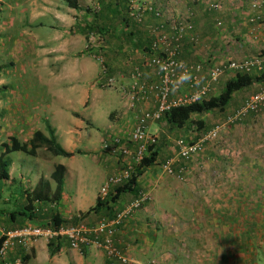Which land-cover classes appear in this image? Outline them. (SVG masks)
I'll return each instance as SVG.
<instances>
[{
	"label": "crops",
	"instance_id": "1",
	"mask_svg": "<svg viewBox=\"0 0 264 264\" xmlns=\"http://www.w3.org/2000/svg\"><path fill=\"white\" fill-rule=\"evenodd\" d=\"M76 1L77 9L69 8L63 0H0V73L14 74L18 81L17 85L15 84L10 86V88L7 87L4 91L2 90L0 99L7 105L4 110L7 109L8 112L4 113L2 109L0 110V122H2L0 124V133L7 131L6 138H23V142L26 143L31 140L36 132L42 133L39 124L46 122L47 126L53 131L56 143L65 152L73 154L72 157L67 159L74 160L76 156L80 157L86 151H89L93 154L92 159L95 165L105 171V175L103 172L102 182L93 197V202L87 206L90 200L88 196L81 195V190L78 191L76 189V192L74 191L76 182L72 177L73 169L69 171L66 166L62 165L64 167L62 198L57 203L51 204L52 206L47 205L43 207L45 203H34V213L38 220H35L33 223L38 222L36 224L42 225L48 222L52 215H59L68 224L83 222L86 225H95L101 218L113 216L117 210L121 209L128 201L134 199L140 192H149L152 196V202L154 201V206L151 202L152 204L139 211L131 221L120 227L116 235L117 245L123 250L127 249L131 251L138 261L148 258L154 260L153 258H156L155 261H162L160 264H196L195 257L196 253H198L196 248L198 247L197 245L196 248L193 247L192 235L187 237L188 243H181V236L191 229H185V224L175 217L167 216L165 219L156 217L153 207L157 204L162 206L165 202L171 201L165 196L167 193L174 195V193L178 192L180 195L186 196V186L191 185L188 180H185V175L188 169H192L193 164H200L203 156H199L190 162L175 163L173 165L174 174L172 176L165 174L160 166L153 165L146 169L143 175L137 179L136 194H122L115 204L109 205L108 210L83 216L95 206L99 190L104 185L107 177L121 166L120 160L117 157L102 155V141L110 137H124L133 127L138 112L143 107L147 109L155 108L157 100L154 94H149L146 104L140 103L137 104L135 109H130L124 97V91H121L127 90L130 83H132L130 73L137 64L141 63L142 60L140 61L141 57L138 54H142L143 49L147 47L149 42L148 37L146 38L147 44L143 46L141 51L140 47L145 43L143 33L137 31L136 35L138 39H134L133 43H131L129 36L132 33L120 25L116 15L117 9H114L115 5L112 6L111 14L106 15L107 12L104 9V4L100 11L97 10L93 13L92 7L94 6L95 8L98 4L93 3L92 0ZM218 1L221 2L224 9L220 18L225 21L224 24L229 28V31H227L226 27H224V30L230 35L227 37L226 33L223 35L221 33V37H217L215 41H219L221 47H223L221 41H224V44L235 43L239 50L243 47L247 48L246 52L243 55H239L237 59L245 60V58L252 57L253 52L251 51L253 50L248 49L246 47L248 45L250 47L256 46L257 50L259 48L258 57L262 56L264 58V0ZM254 1L261 3L259 14L261 22L252 25L248 23V19L251 15H256V13L250 10L249 5ZM196 2L193 5L189 4L191 8L193 6L195 8V31L198 30L196 27L199 26L200 28L203 22V19L197 17L200 12L201 1L196 0ZM92 3L93 5L91 6ZM29 9L31 12L28 11ZM102 12L103 15L101 14ZM26 13L28 16H31L29 21L25 20ZM159 23V21L155 22L156 26ZM26 25H29V28L26 29ZM253 33L256 35L253 40H257L258 42L254 41L257 44L249 41V39H252ZM99 36H102V38L100 39ZM202 39L205 40L204 38ZM246 39L248 41L247 45L244 42ZM101 40L103 41L101 54H104L106 62L104 66L100 67V70L102 71L101 68L105 67V71H107L103 75L104 78L102 80H100L99 74L95 76L96 69L94 67L96 55H101L99 54L100 50H98ZM125 40H129L130 46L135 44L136 50L128 53L127 48H123L127 47ZM124 52L129 56L126 57ZM255 54L257 53L255 52ZM216 55L218 53L214 52L212 56L215 58L211 57L210 59L217 60ZM128 57L131 63L124 66L122 60ZM180 58L188 65L202 64L204 70H207L208 65L211 63V60L203 63L207 58H204V54H201L200 49L198 53L190 47L184 51L182 49ZM96 62L98 61L96 60ZM97 64L100 63L98 62ZM100 70L98 73H101ZM23 77L27 78L24 79ZM230 77H232V73L224 75L217 83L211 85L210 89L216 88V85H220L219 89H222L228 81L226 78L229 79ZM109 78H113L116 82V88L112 91L120 93L123 107L118 114L110 115V125L102 131V137L98 143L99 147H94L96 143L95 139L91 140L84 133L87 127L83 126L85 122L92 121L84 118L80 112L81 110L89 112V94L84 93L78 87L93 80L88 91L89 93H93V99H95L98 96L95 88L104 87L106 80ZM142 78L147 83L157 82L149 71L142 72ZM47 81L53 90L66 91L68 93L65 97L58 98L61 100V103H57L56 99H53L51 102L50 99L46 98V95H39L36 92L33 84H44ZM244 92L246 91L234 94L229 104V110L234 111L243 104L246 100L243 98V94H246ZM3 99L6 100L3 101ZM9 103L15 105L16 109H13L14 113L9 110ZM0 104L3 106L1 102ZM74 106L76 109H74ZM4 122H12L13 124L9 127L8 124L4 125ZM87 125L88 127L90 126L89 124ZM163 127L165 130H163ZM149 132L156 134L159 138V156L157 160L160 164H164L170 158V153L172 157L174 152L173 145L172 147L168 146V150L164 147L170 142L169 139L171 137L167 135L169 127L163 122L156 123L149 127ZM42 134L45 135L44 133ZM160 137L162 140H160ZM3 144L7 143L0 140V146ZM160 156L164 159L159 160ZM165 156L167 157L165 158ZM15 169V165L10 161L8 168L9 177L6 180L10 184L15 181L13 177ZM23 169L21 167V170ZM30 169V167H26L28 172ZM180 169L183 170L181 178L176 175ZM53 171L48 175L49 177H44L38 173L35 174L32 178L33 187L31 189L28 187L22 191V194L26 197V192H29L30 197L40 180L48 182L50 190L53 191L55 184L50 179ZM28 172L22 171L17 175L20 186L24 183L28 185L31 182H28V177L33 174H31V171L30 173ZM3 182L0 184H3ZM68 188L72 196L67 194ZM11 194H16V192H11ZM155 194H157L156 200L153 198ZM183 201L186 211L190 210L192 208L188 205L190 200L183 199ZM8 214V211H0V216L4 217V222H0V224L5 230L32 224L30 220H12L8 217ZM182 214L180 213L179 217H182ZM178 223H181V225H178ZM189 233L192 234L191 232ZM50 243L58 244L54 242ZM50 243L40 239L24 248L15 247L8 253L6 260L12 264H117L108 262L101 252L92 247L83 249V253L80 254L71 250L64 243L58 244L60 246L58 252L50 256L55 249V245L53 247L49 246ZM155 245H158V249L155 248ZM207 246L205 248L208 251L210 245L208 244ZM242 246L245 245L242 244ZM185 247L187 248V255L184 253ZM224 258L221 256L220 260L213 261V264H233L232 259H229V262L227 260V262H224ZM254 261L255 259H249V257L243 258L241 259V264H261L260 261Z\"/></svg>",
	"mask_w": 264,
	"mask_h": 264
},
{
	"label": "rangeland",
	"instance_id": "2",
	"mask_svg": "<svg viewBox=\"0 0 264 264\" xmlns=\"http://www.w3.org/2000/svg\"><path fill=\"white\" fill-rule=\"evenodd\" d=\"M92 1L93 3L98 4H95V8L94 6L92 7L93 13L97 10L100 11L102 5L104 4V9H106L107 12L106 15H110L112 6L115 5L114 9H117L116 15L119 19L120 25L124 28H127L132 33V35L130 34L129 36L131 43H133L134 39H138L136 35L137 31L143 33V38L145 39L144 45L147 44V37L149 40H151L153 30L156 28L155 22L158 21L154 20L153 18H148L143 24L134 25L127 19L125 9L120 7V5H116L119 0ZM139 1L144 4H155L159 8H161L164 14L163 21L174 22L176 20H180L181 22L186 21L191 23L193 26V33L195 34V36H198L200 42L199 44H191L187 40H184L182 49L184 51L186 48L190 47L192 49H195L198 53L200 49L201 54H204V58H207L203 63H207L209 58H213L214 56H212V54L214 52L218 53V55H216L217 57L224 56L223 60L230 59L239 62L240 59H237L239 58V55H243V53L246 52L245 50L247 48L243 47L241 50H239L236 47L235 43L224 44L225 42L221 41V45H223V47H221L219 41H215L217 37H221V33L222 35L226 33L227 37H229L230 35L228 32H225L224 29L218 30L214 26L215 19H219L220 21L225 22L222 18H220V16H222L221 13L224 12V9L223 5L218 0H200L201 7L197 17L203 19V22L200 25V28L199 26L196 27V29H198L196 31L194 30L195 8L194 6L193 8L189 6V4H196V0ZM93 3L91 4V6L93 5ZM213 3H216L220 6L219 11L210 12L209 7ZM28 11L31 12L30 9ZM101 14L103 15V12ZM30 17L31 16H28V14L26 13L25 20L29 21ZM125 19L129 21V25L128 23H125L126 21L124 22ZM125 25H127V27H125ZM224 27H226L227 31H229L227 25L224 24ZM27 28H29V25H26V29ZM255 36L256 35L254 34L252 39H249V41H257L253 40ZM99 38L101 39L102 36H99ZM202 38H204L205 40H203ZM128 41L125 40L127 47L123 48H127L128 53L131 51H135V44L130 46V43ZM244 42L245 45H247V39ZM246 47L253 50L251 51L253 52L252 57L248 59L258 58V53L260 51L259 48L257 50L255 48L256 46L250 47L249 45ZM142 49L143 48H141V51ZM255 52L257 54H255ZM126 54L127 53L124 52V55L126 57L129 56ZM149 55H151V52L146 50V47L145 49H143L142 54H138V56L141 57L140 61L145 60L149 57ZM101 58L103 60V63L101 65L104 66L106 62L104 54H101ZM243 60L244 59L240 61ZM245 60L247 59L245 58ZM122 61L124 66H127L131 63L129 57L123 59ZM97 63L98 62H96L95 60V76L99 74L98 76H100V80H102L104 76L102 71L100 70L101 65ZM140 64H137V66ZM99 70L101 71V73H98ZM103 70L105 71V67L103 68ZM207 70H204V72L202 73L204 77ZM23 78L26 79L27 77ZM226 79L228 80V78ZM19 81L21 82V80ZM17 82L18 81L16 80V75L0 73V97L2 90L4 91L7 87L10 88V86L12 85H17ZM92 82L93 80L87 84L84 83L83 86L78 87V89H80L84 93L89 94L88 99L90 106L88 109L89 112L84 110H81L80 112L82 113L84 118H88L92 121L85 122L83 124L84 127H87L84 133H86V135L91 140L95 139L96 143L94 147H99L98 143L100 141V138L102 137V131L110 125V115L115 113L118 114L120 112L121 108L123 107V100L118 91H112V88H107L105 86L95 88L98 92V96L93 99V93H89L88 91ZM33 85L39 95H46V98L50 99L51 102L53 99H56L55 101H58L57 103H61V100L58 98H63L68 95L66 91L53 90L52 87L49 86L50 83L48 81L44 84ZM219 86L220 85H216V88L210 89L211 92L209 94V97L218 95L220 93L221 88L219 89ZM261 86L262 85L255 86L253 89L247 90L246 92H244L246 94H243V98L247 99L251 94L257 92ZM22 92L24 91L22 90ZM5 100L6 99H3V101ZM0 102L3 105L1 106L0 104V110L2 109L4 113L8 112L7 109L4 110L7 107V105L4 104L5 102H2L1 99ZM8 107L10 108L9 110L14 113L13 109H16L15 105H11L9 103ZM229 108L225 111V113L222 114L211 113L203 115L200 118H194L201 119L205 124V128L200 132H196V130L195 132H193L199 134L204 131H208L214 126L222 123L224 119L233 111L229 110ZM74 109H76L75 106ZM0 124H2V122H0ZM3 124H8L10 127L13 123L4 122ZM87 124H89L90 126L88 127ZM45 125L47 126L46 122H41L39 124V128L40 131H42V133L47 136L48 133ZM195 128L196 126H192V130ZM163 130H165L164 127ZM190 131L191 129L183 131L169 130L167 135L171 137L169 139L170 142H168L164 147H166V149L168 150V146L172 147L175 140L179 138L189 139L194 137V133ZM6 136L7 131L0 133V140L5 141L10 145L11 138H14H6ZM15 139L20 143H24L23 138ZM160 140H162L161 137ZM29 141H27L26 143H28ZM92 156L93 154L91 152L86 151V153L81 155L80 157L76 156L74 160H70L67 158L55 157L48 153L44 148L38 149L34 157L16 152L8 155V160H10L16 167L15 171H13V177L15 178V181L10 184L5 180L3 184H0V211H21L23 209L22 206L26 204V197L29 196V192H26L25 197L22 194V191L26 190L28 187H30V189L33 187V176L38 173L44 177H49L48 175L54 170V167L59 164L66 166L69 171L73 169L72 177L76 182L74 191L76 192V189H78V191L81 190V195L88 196L90 200L89 203H87V206H89L91 202H93V197L95 196L96 191L98 190L102 182L103 176L105 175V171L95 165ZM167 156H165V158ZM202 156L203 158L201 159L200 164H193L192 169H188L185 175V180H188L191 185L188 187L186 186V196L180 195L178 192L174 193V195L167 193L165 196H167V198H169L171 201H164L165 204H163L162 206L159 204L155 205V207H153L155 216L160 219H165V217L167 216L175 217L176 219L181 221V223L185 224V226L183 225L185 229L188 228L192 230H188V232L184 233L181 236V243H188L187 237L192 235L193 247L196 248V245L198 247L196 248V251H198L195 257L196 264H213V261L220 260L221 256L225 257L223 259L224 262H229V259H232L233 264H241V259L243 258L249 257V259H254L252 252L250 254V248H256L258 251L260 250L262 252V255L264 256V240H262V238H264V111L258 116L246 119L241 124L222 131L216 141L208 144V146L206 147V152H204ZM163 159L164 158L162 156L159 157V160ZM21 167H23L24 169L21 170ZM26 167L31 168L30 171L33 175H28V182H31L28 183V185L27 183H24L22 186H20L19 178L17 175L22 171L27 173L28 171L26 170ZM30 171L28 173H30ZM11 192H16V194H11ZM67 194L72 196L69 188ZM153 198L154 200H156L157 194H155ZM183 199L190 200L188 202V205L192 208H190V210H187L189 212H187L184 207ZM152 203L154 206V201ZM51 204L53 203H45L43 207L47 205L52 206ZM42 210H44V208H42ZM55 211L57 210L55 209ZM180 213H183L182 217H179ZM3 218L4 217L1 215L0 222H4ZM181 223H178V225H181ZM247 230L250 234L248 237L249 240L246 239V235L248 233ZM189 232H191L192 234H190ZM194 241L196 244L194 243ZM247 242L248 244L242 246V244H245ZM208 244L210 246L207 251L206 248L208 247ZM157 246L158 245H155V248L158 249ZM184 253L186 255L188 254L186 247L184 249ZM153 259L154 260L148 258L146 260H140V262L148 261L157 264H160L162 262L161 260L155 261L156 258Z\"/></svg>",
	"mask_w": 264,
	"mask_h": 264
},
{
	"label": "built area",
	"instance_id": "3",
	"mask_svg": "<svg viewBox=\"0 0 264 264\" xmlns=\"http://www.w3.org/2000/svg\"><path fill=\"white\" fill-rule=\"evenodd\" d=\"M249 8L256 15H251L248 23L255 25L261 22L259 17L261 3L254 1L250 3ZM209 10L219 11L220 6L213 3ZM125 11L127 19L134 25L143 24L148 18H153L160 23L152 33L151 55L140 65L134 67L130 73L132 83L127 90L121 91H124V97L130 109H135L140 103L146 104L149 94H154L157 104L152 109L143 107L136 115L133 127L124 137H110L102 141V155L117 157L121 166L107 177L104 185L100 188L97 200L101 203H105L109 199L115 187L129 182L142 161L152 155L159 144V138L156 134L149 132V127L159 123L164 113L206 99L211 92L210 86L217 83L225 73L257 72L263 70L264 64L262 56L239 62L230 59L223 60L224 56L216 57L217 60H211L213 63L209 64V69L203 78L201 76L204 71L202 65H188L180 58L184 40L191 44L200 42L198 36L193 33L191 23L180 20L163 21L164 14L161 8L155 4L141 3L139 0H127ZM214 26L218 30L224 29V23L220 20H216ZM99 44L98 50L101 54L103 41ZM100 56L96 55L95 58L102 64L103 60ZM103 68L102 73L105 75L106 72ZM145 71L151 72L157 82L147 83L142 78V72ZM104 86L113 90L116 88V82L113 78H109ZM263 111L264 85L257 92L251 94L240 107L232 111L222 123L199 134L197 139L192 137L190 140L185 138L175 140L172 157L164 164H160L157 160L154 165L160 166L165 174L172 176L175 163L190 162L202 156L208 144L216 141L222 131L240 124L249 115L258 116ZM182 174V169L176 173L178 177ZM151 202L152 196L149 192H140L134 199L117 210L112 217L101 218L91 226L81 222L55 228H42L35 224H28L5 230L0 225V264H12L6 260V257L15 247L24 248L40 239L48 243H64L71 250L80 254L83 253V249L92 247L101 252L104 258L111 263L157 264L138 261L131 251L119 248L116 240L120 227L131 221Z\"/></svg>",
	"mask_w": 264,
	"mask_h": 264
},
{
	"label": "trees",
	"instance_id": "4",
	"mask_svg": "<svg viewBox=\"0 0 264 264\" xmlns=\"http://www.w3.org/2000/svg\"><path fill=\"white\" fill-rule=\"evenodd\" d=\"M126 1L127 0H119L116 5H120L123 9L126 10ZM63 2L72 9H77V1L76 0H63ZM210 12H212L210 10ZM208 12V13H210ZM219 20V19H215ZM126 21V22H125ZM157 21V20H156ZM125 23L130 24L127 19L124 20ZM215 23V22H214ZM224 23V22H223ZM127 27V25H125ZM146 45V44H145ZM151 40H149L146 50L150 52ZM144 44L141 45L140 48H143ZM219 58V57H218ZM210 60V58H209ZM264 67V64H263ZM229 74L225 73L224 75ZM203 76V75H202ZM204 77V76H203ZM223 77V76H222ZM264 85V69L261 71H250L248 73L244 71L233 72L232 77L228 79L225 83L224 87L220 90L218 95L208 96L206 99L193 103L187 106L171 109L170 111L164 113L160 122H163L166 126L169 127V130H190V132H200L204 130L205 124L200 118L203 115L211 114V113H225L226 109L229 108V104L231 103L233 96L235 93H241L242 91H247L250 88H254L255 86ZM236 110V109H235ZM254 117V115H249L246 119H250ZM244 119L243 121H245ZM242 121V122H243ZM241 122V123H242ZM240 123V124H241ZM239 125V124H238ZM192 126H196L195 129L192 130ZM47 128V136L43 135L41 132H36L31 140L28 143H20L16 139H11L10 145L3 144L0 148V183L4 180L8 179V168L10 165V160H8V155L12 153H23L28 156L34 157L36 155V151L40 148H44L48 153L55 157L62 158H70L73 154L65 152L57 143L53 135V131L49 126ZM189 132V131H188ZM193 132V133H194ZM192 133V134H193ZM203 133V132H202ZM201 134V133H199ZM198 133H194V139H197L199 136ZM190 135V134H189ZM186 140H190L186 139ZM159 153V144L152 153L149 158H145L141 165L137 168L136 172L132 176L131 180L126 184L115 187L110 194L109 199L105 203H101L99 200L96 201V204L93 208L88 210L83 216L88 215L90 213H98L99 211H104L109 209V205L115 204L117 199L125 193H133L136 194V181L137 179L143 175L146 169L153 166L154 163L158 159ZM50 179L54 182L55 188L53 191L50 190V186L48 182L44 180H40L38 184L35 186L31 196L27 197L26 204L22 206L21 211H13L9 212L8 217L12 220L23 219L30 220L35 222L38 220L35 217L33 204L36 202L39 203H57L62 198L63 187H64V167L62 165H57L54 167V171L50 176ZM112 217V216H111ZM34 220V221H33ZM38 223V222H36ZM42 228H55L60 226H68L74 225L68 224L65 220H63L59 215H52L48 222L44 224H36ZM1 225V224H0ZM22 227V226H21ZM248 232V230H247ZM249 232L246 235V239L249 237ZM264 236V234H263ZM264 240V238H262ZM1 244V241H0ZM62 244V243H58ZM50 243L49 246L53 247L55 245L54 251L50 254L53 256L59 250V245ZM248 244L245 243L244 245ZM248 249V246H247ZM250 254L252 252L255 261H260L261 264H264V256L262 252L257 250L256 248H250ZM248 253V250H247ZM254 261V262H255Z\"/></svg>",
	"mask_w": 264,
	"mask_h": 264
}]
</instances>
